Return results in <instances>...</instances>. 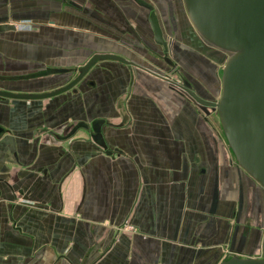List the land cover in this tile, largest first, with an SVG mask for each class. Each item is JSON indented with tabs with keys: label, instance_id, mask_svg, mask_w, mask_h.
<instances>
[{
	"label": "crops",
	"instance_id": "crops-1",
	"mask_svg": "<svg viewBox=\"0 0 264 264\" xmlns=\"http://www.w3.org/2000/svg\"><path fill=\"white\" fill-rule=\"evenodd\" d=\"M224 55L181 0H0V90L77 79L0 98V264L259 257L264 190L179 88L217 101Z\"/></svg>",
	"mask_w": 264,
	"mask_h": 264
},
{
	"label": "water",
	"instance_id": "water-1",
	"mask_svg": "<svg viewBox=\"0 0 264 264\" xmlns=\"http://www.w3.org/2000/svg\"><path fill=\"white\" fill-rule=\"evenodd\" d=\"M181 1L197 35L208 46L227 56L219 71L220 94L217 101L200 99L187 85L179 88L197 105L216 114L235 163L264 190V0ZM155 34L158 38L159 30L156 28ZM106 59L124 62L114 55H93L78 70L77 78L95 63ZM76 80L42 94H15L0 90V98H50L71 89ZM218 264H264V232L259 257L230 255Z\"/></svg>",
	"mask_w": 264,
	"mask_h": 264
},
{
	"label": "rangeland",
	"instance_id": "rangeland-1",
	"mask_svg": "<svg viewBox=\"0 0 264 264\" xmlns=\"http://www.w3.org/2000/svg\"><path fill=\"white\" fill-rule=\"evenodd\" d=\"M225 56V58H226V54L224 55ZM224 56H222V58H216L215 59V61H216V65L219 67V66H222V64H223V59H224ZM225 60V59H224ZM213 114H214V116H215V118L217 119V116H216V114L213 112Z\"/></svg>",
	"mask_w": 264,
	"mask_h": 264
},
{
	"label": "built area",
	"instance_id": "built-area-1",
	"mask_svg": "<svg viewBox=\"0 0 264 264\" xmlns=\"http://www.w3.org/2000/svg\"><path fill=\"white\" fill-rule=\"evenodd\" d=\"M26 27H29V25H23V24L17 25V28H19V29H23Z\"/></svg>",
	"mask_w": 264,
	"mask_h": 264
}]
</instances>
